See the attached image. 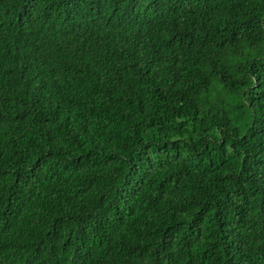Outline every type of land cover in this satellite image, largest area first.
<instances>
[{"label": "trees", "instance_id": "trees-1", "mask_svg": "<svg viewBox=\"0 0 264 264\" xmlns=\"http://www.w3.org/2000/svg\"><path fill=\"white\" fill-rule=\"evenodd\" d=\"M0 264H264V0H0Z\"/></svg>", "mask_w": 264, "mask_h": 264}]
</instances>
